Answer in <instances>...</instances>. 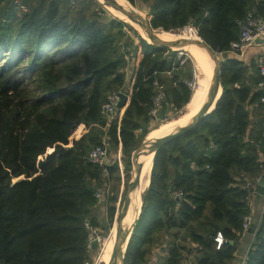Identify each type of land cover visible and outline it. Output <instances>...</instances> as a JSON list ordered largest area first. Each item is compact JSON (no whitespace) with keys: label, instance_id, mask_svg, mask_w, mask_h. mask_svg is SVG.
I'll use <instances>...</instances> for the list:
<instances>
[{"label":"trees","instance_id":"obj_1","mask_svg":"<svg viewBox=\"0 0 264 264\" xmlns=\"http://www.w3.org/2000/svg\"><path fill=\"white\" fill-rule=\"evenodd\" d=\"M81 1L0 0V264L92 260L95 248L86 247L83 218L95 223L90 206L100 182L87 152L101 139L95 125L105 123L100 105L110 90L128 93L122 115L107 129L110 148L120 144L128 157L138 142L136 129L151 117L155 77L172 108L191 98L193 87L176 71L178 60L165 72L174 51L149 43L100 5L92 9L98 0ZM140 1L155 29L191 24L223 53L238 38L237 19L247 10L264 13V0ZM123 27L133 29L130 49L119 43ZM127 49L133 51L128 73ZM250 66L251 73L243 60L225 56L214 109L156 149L124 264H145L153 242L162 247L154 264H181L191 253L193 264H231L250 212L245 180L264 172V139L260 147L249 141L262 139L264 131L262 76L256 63ZM115 199L108 198L109 226ZM218 231L224 236L219 247ZM242 264H264V206Z\"/></svg>","mask_w":264,"mask_h":264},{"label":"built area","instance_id":"obj_2","mask_svg":"<svg viewBox=\"0 0 264 264\" xmlns=\"http://www.w3.org/2000/svg\"><path fill=\"white\" fill-rule=\"evenodd\" d=\"M76 0H70L71 5H74ZM23 9H25V6L21 5ZM237 23L239 26V35L237 39L231 40L229 43V48L225 52L232 53L235 57L238 59L243 58L244 51L248 46L256 42V39L264 38V13L254 11V10H247L245 15L237 19ZM264 42V41H263ZM175 55L172 59V65L171 68L167 69L165 72L170 74L171 71L175 68H177L176 61H180L182 58V51H174ZM224 52V53H225ZM223 53V54H224ZM256 67L258 69L259 74L262 76V78L257 82V87L259 89H262L263 93L260 96V100L264 101V53L259 54L256 57ZM184 83H186L189 86L194 85V80L192 79H184ZM154 85V93L151 97L152 105L150 107L149 113L154 115V113L161 108L163 102L166 100V93H165V86L164 83L161 82L158 78H154L152 81ZM125 92L127 94L128 99V93L126 92L124 87H120L117 89L110 90L107 94L105 99L102 101L100 105V113L105 117V123L102 125L103 132L100 135L101 139L98 143L93 144L88 152H87V158L97 165L99 169V185L95 188L93 195L96 198V200H106L107 202V196L109 194V188H110V167L112 165L111 161V155H110V142L108 139V133L107 129L110 124L111 119L115 118L116 116H120V111L117 106V103L120 99V93ZM262 139H254L249 138V141L253 143L256 147H260L262 145V140L264 139V131L262 132ZM261 176L258 175L255 177V179H246L245 180V186L249 189V195L253 193L250 191V188L254 186L256 181ZM175 196H180L181 191H175ZM252 221V216L250 213H247L243 216V220L241 223L242 230H246L249 227L250 222ZM83 226L86 229V240L85 244L86 247L91 250L94 249L92 244L93 242H96V247H100L102 241L104 240V235L102 231L100 230L99 226L94 223L89 215L84 216L83 218ZM216 240V246L219 247L220 243L224 240V236L222 235L221 231H218L215 235ZM95 247V248H96ZM249 248V246H248ZM247 248V250H248ZM247 250L243 256L242 263L247 258ZM92 261L85 260L83 264H91ZM181 264H193L190 256L182 258Z\"/></svg>","mask_w":264,"mask_h":264},{"label":"water","instance_id":"obj_3","mask_svg":"<svg viewBox=\"0 0 264 264\" xmlns=\"http://www.w3.org/2000/svg\"><path fill=\"white\" fill-rule=\"evenodd\" d=\"M102 1H104L111 7L121 11L129 18L135 20L144 30V33L147 37V41L153 44L154 46L173 47V46H179L181 44L192 41V42L197 43L201 48H203L206 51L208 58L212 62V65H213L212 75L210 77V80H209V83L206 89L205 100L203 101L200 110L195 115H192L191 117H189L185 122L174 125L167 133L156 136V137H152L151 139H148L140 143L133 149L131 153L132 168L130 171V177L127 183L126 191L122 199L121 205L119 209L117 210V212L119 213V220L117 222V229H116L117 250L107 262V264H124L125 254H126L129 238L131 236V232L133 229L132 227L131 232L128 235H126L127 222H128V220L126 219L127 207H128L130 198L133 195H136L137 190H138V187H137L138 186V175H139V168L141 165V161L139 160V157L142 154H146L149 152H153L154 154L156 149L160 145H162L165 141L185 133L190 128H192L201 118L211 113V111L214 109L218 101V98L220 97V94H221L220 92L218 97L214 98L218 90V87L221 86V81H220L221 69L224 63L225 56L223 55V52L222 50H220V48L210 46L207 42H205L200 37V35H198L199 37L197 39L179 38V39H175L171 41L159 40L154 35L153 29L155 27H153L150 23V18H151L150 15H147V16L143 15L140 12L134 10L132 7L123 5L116 0H102ZM263 41H264V38L256 39V42H263ZM126 104H127V94L125 92H121L120 99L117 103V106L119 109H121ZM143 191H142V194H143ZM250 191H252L253 193H259L261 195H264V172L261 174L259 179L254 184V186L250 188ZM135 201L136 202L133 207L134 211L138 207L137 198L135 199ZM256 227H257V222L251 221L247 229L253 232ZM92 246L93 248H95L96 242H93Z\"/></svg>","mask_w":264,"mask_h":264},{"label":"rangeland","instance_id":"obj_4","mask_svg":"<svg viewBox=\"0 0 264 264\" xmlns=\"http://www.w3.org/2000/svg\"><path fill=\"white\" fill-rule=\"evenodd\" d=\"M32 1H35V0H28V2L30 4L33 3ZM118 1L121 2L122 4L128 6V7H132L136 11L142 12L143 15H146V16L148 15L147 12L143 10V7L145 6V2H143V1L142 2L140 0H134V2H131L130 0H118ZM81 2L86 3V0H82ZM97 5H100L101 7L107 9L111 14H114V15L118 16L119 18L127 21L133 27V29H135L139 34H141V36L144 39L147 40V37L144 35V32L143 31L142 32L138 31V27L136 26V24L133 23L131 18L126 16L124 13L112 8L110 5H108L107 3H105L102 0H98V3L92 4V5H90V7L92 9H94L95 7H97ZM78 6H79V3H78ZM61 7L63 9V6H61ZM122 29H123V34L119 38V43L121 45L129 44L128 48L130 49V43L132 42V40H135L133 29L131 30V29H128L126 27H123ZM186 29L194 31L196 35H194L192 32H188L187 33ZM156 30L162 31L163 33L162 32H158V31H157V33L158 34H163L164 36L166 35L168 40L174 39L176 37L177 38H196V37H199L195 26H193L191 24H187V25H184L183 27H180L178 29H173V30H169V31H164V30H160V29H156ZM169 48L171 49L170 51H176V50L177 51H182V58L180 59V61H178L179 67L177 68L176 71H178L179 76H180V78L182 80H184V79H192V80H194V85H192L191 87H193V89L194 88L196 89L198 87V85H199V80L198 79H200L199 76H198V74H200V68L198 66L199 65L198 63L200 62V59H199L198 52H196L194 50L191 52V51H188V50H186V49H184L182 47H179V48L178 47H169ZM128 51L129 52H126V63H125L124 68H123V70H125L126 73L130 72V68H131V65L133 63L132 62V56H131V53L133 55V51L132 50H128ZM170 51H168L167 54ZM195 54H196V56H195ZM224 54L227 55V54H230V52H225ZM221 87L222 86H220V88ZM194 90H192V94H193ZM220 90H222V88ZM162 106L164 107V109H163V112L161 114H158L160 109H158L154 113V115L149 113L151 117H149V119L144 123V125L142 127H139L138 129H136V134H137V137H138L137 145H139L140 143L148 140L147 137L151 134L152 129L157 124H159L162 121L167 120L168 118L172 117L173 115H176L179 112V110L181 108H183V106L180 109H177V110L172 108L171 105L169 104V102L167 101V99L163 102ZM124 107L119 109V111L122 110V112H123ZM121 115H122V113H121ZM95 126L98 127V129L100 131L103 132L102 125H95ZM147 129L150 130L148 133L145 131ZM102 132H100V135L102 134ZM133 149L131 150L129 157L127 156L126 153H124L121 145L117 146V147L112 146L111 149H110V155H111V161H112V165L111 166L114 167V171L111 173V176H110V188H109V194L106 197L107 198L106 206L109 203V201H108L109 196L116 195L115 201L110 202V203H114L115 204L114 217H115V214H116L117 210L119 209V207L121 205L122 199H123L125 191H126L127 183H128L129 177H130V171H131V168H132V165H131V153H132ZM153 156H154V154H153ZM152 162H153V160H152ZM114 217H113V220H114ZM116 219H117L116 223H114L115 226L113 225L114 228H112V231H111L109 236H108V232H109L110 227L112 226L113 220H112V222H111V224L109 226L108 225V212H107V215H106V219L103 220V222L100 224L99 228H100V230L102 231V233L104 235V242L101 244L100 247H96L94 250L90 251V254H91V257H92V260H91L92 263L91 264H95V261L98 258V256H99V258H98L97 262L101 258V255H102V252H103V247H104V245L107 242L106 240L108 238H110V236L112 235L113 231L115 230V227H117V222L119 220V216ZM107 226H109V227L106 228ZM185 243L188 244L189 241L186 239ZM190 245H194V244L191 243Z\"/></svg>","mask_w":264,"mask_h":264},{"label":"bare ground","instance_id":"obj_5","mask_svg":"<svg viewBox=\"0 0 264 264\" xmlns=\"http://www.w3.org/2000/svg\"><path fill=\"white\" fill-rule=\"evenodd\" d=\"M116 1H118V0H116ZM119 3H121V2H119ZM140 13L143 14L142 12H140ZM131 20L138 27V31H140V32L143 31L144 32L142 27L135 20H133V19H131ZM155 30L156 29L154 28L153 29L154 35L159 40L171 41V40L179 39V38L176 37L174 39L168 40L166 35L164 36L163 34H158L157 33L158 30H156V31ZM186 31H187V33L191 32V30H189V29H186ZM144 35H145V33H144ZM197 38L198 37H196V38H187V39H197ZM173 47H178V48L182 47V48H184V49H186L188 51H191V52L193 50L198 52L199 59H200V62L198 63L199 64L198 66L200 68V74H198V76L200 78V79H198L199 80V85H198V87L196 89L194 88L195 90L192 89V90H194V92H193L189 102H187L183 106V108H181L179 110V112L176 115H173L172 117L168 118L167 120L162 121L159 124H157L152 129V132L147 137V139H151L152 137L163 135V134L167 133L174 125L185 122L189 117H191L192 115H195L200 110L201 105H202L203 101L205 100L206 89H207V86H208V83H209V80H210V77H211L212 71H213L212 62L207 57L208 55H207L206 51L203 48H201L197 43L192 42V41L184 43V44H181L179 46H173ZM195 56H196V54H195ZM220 89L221 88L218 87V90H217L214 98L218 97V95L220 94V91H221ZM212 106H213V104H212ZM139 160L141 161V165H140V168H139V175H138V186H137L138 190H137L136 195H133L130 198V201H129V204H128V207H127L126 219L128 220V222H127V230H126L127 233H126V235H128L131 232V229H132V227H133V225H134V223H135V221H136V219H137V217L139 215V212H140V207H141L142 197H143L142 196V191L145 190V188L147 187V185L149 183V180H150V172H151V167H152L153 152L142 154L139 157ZM136 198L138 200V207L134 211L133 207L135 205V202H136L135 199ZM118 216H119V213H118ZM115 223H116V221H115ZM116 229H117V227H115V230L113 231V233L110 236V238H108L106 240L107 242H106V244L103 247V252H102L101 258L99 259L97 264H107L108 260L116 252V250H117ZM103 242H104V240L102 241V243Z\"/></svg>","mask_w":264,"mask_h":264},{"label":"crops","instance_id":"obj_6","mask_svg":"<svg viewBox=\"0 0 264 264\" xmlns=\"http://www.w3.org/2000/svg\"><path fill=\"white\" fill-rule=\"evenodd\" d=\"M146 4V2H145ZM148 7L145 8V11H147ZM264 53V42H255L248 46L246 50L244 51L243 58L240 60H243L245 63L248 64V72H253L252 66H250V63L253 62L256 63V57L259 54ZM225 56H233L232 53L227 54ZM237 58V57H236ZM238 59V58H237ZM122 110H120V116H121ZM120 146V144L118 145ZM261 159L264 160V153L260 154ZM264 171V166H263ZM93 182L95 180H92ZM248 203L250 206V214L252 216V221L258 222V219L262 213V209L264 206V195H261L259 193H251L248 198ZM90 212L91 215L94 218L95 223L100 226V224L103 222V220L106 219L107 215V206H106V200H96L91 206H90ZM256 229V228H255ZM255 230L249 231L248 229L242 230L241 234L239 235L237 242H236V250L234 251V257L232 259L231 264H242L243 256L248 248V246L251 243V240L253 239ZM161 245L158 242L151 243L149 250L146 255V262L145 264H154L156 260L160 257V250ZM193 254H190V258L193 261ZM157 264V263H156Z\"/></svg>","mask_w":264,"mask_h":264}]
</instances>
